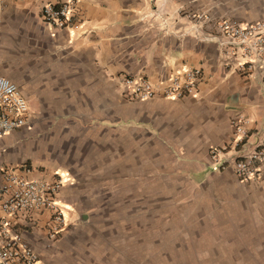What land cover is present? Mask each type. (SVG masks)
<instances>
[{"label":"crops","instance_id":"1","mask_svg":"<svg viewBox=\"0 0 264 264\" xmlns=\"http://www.w3.org/2000/svg\"><path fill=\"white\" fill-rule=\"evenodd\" d=\"M68 1L4 0L0 16V76L30 112L24 127L0 139V185L5 169L62 183L57 202L67 226L58 240L45 237L47 210L34 214V226L15 224L41 260L120 264L116 245L125 226H137L130 220L140 186L152 197L163 186L167 200L192 189L264 197V173L243 183L220 169L263 140L264 82L234 69L243 61L237 51L229 68L216 44L186 34L191 13L264 21V0H77L65 28L44 20V2ZM155 8L172 20L171 33L158 17H144ZM188 69H200L202 79L180 99L133 101L123 88L141 77L162 87Z\"/></svg>","mask_w":264,"mask_h":264},{"label":"built area","instance_id":"2","mask_svg":"<svg viewBox=\"0 0 264 264\" xmlns=\"http://www.w3.org/2000/svg\"><path fill=\"white\" fill-rule=\"evenodd\" d=\"M0 0V16L3 7ZM77 0H69L62 5L44 2L41 14L44 20L57 28L68 24L72 6ZM158 17L165 33H171L173 24L156 8L144 17ZM190 21L186 34L196 39L216 44L227 59L226 67L235 64L236 51L243 61L234 65V69L245 77L258 75L264 82V21L243 24L230 19L215 20L204 14H187ZM185 34H182L183 36ZM231 63V64H229ZM202 79L200 69H188L183 74H173L162 87L146 78H127L123 88L129 91V99L147 101L156 97L180 99L193 95ZM30 117L26 99L18 87L9 79L0 76V139L24 127ZM236 132L241 138L247 131L237 126ZM215 154H213L214 156ZM221 170L230 169L241 182H254L264 173V138L251 150L244 151L220 166ZM0 185V264H45L39 254L27 243L23 235L15 230L18 222L36 225L34 214L42 210L51 213L45 223V237L51 243L58 240L66 229L63 211L57 202L62 183L53 181L26 179L15 170L2 172Z\"/></svg>","mask_w":264,"mask_h":264},{"label":"rangeland","instance_id":"3","mask_svg":"<svg viewBox=\"0 0 264 264\" xmlns=\"http://www.w3.org/2000/svg\"><path fill=\"white\" fill-rule=\"evenodd\" d=\"M149 187L140 186L137 226L116 245L120 264H264V197L192 189L167 200L163 186L154 197Z\"/></svg>","mask_w":264,"mask_h":264}]
</instances>
